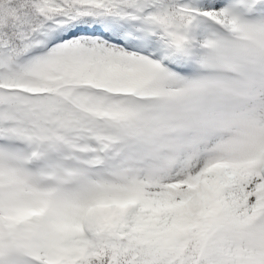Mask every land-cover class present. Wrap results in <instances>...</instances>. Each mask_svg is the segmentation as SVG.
Returning a JSON list of instances; mask_svg holds the SVG:
<instances>
[{"label": "snow or ice", "instance_id": "6c2138e0", "mask_svg": "<svg viewBox=\"0 0 264 264\" xmlns=\"http://www.w3.org/2000/svg\"><path fill=\"white\" fill-rule=\"evenodd\" d=\"M0 264H264V0H0Z\"/></svg>", "mask_w": 264, "mask_h": 264}]
</instances>
